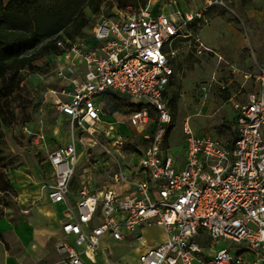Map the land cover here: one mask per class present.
<instances>
[{
	"label": "built area",
	"instance_id": "1",
	"mask_svg": "<svg viewBox=\"0 0 264 264\" xmlns=\"http://www.w3.org/2000/svg\"><path fill=\"white\" fill-rule=\"evenodd\" d=\"M116 7L99 14L85 43L58 39L70 58L69 75L63 69L59 78L69 82L50 89L49 100L74 132L94 134L110 123L103 95L143 105L130 118L142 127L154 121V127L141 153L139 176L116 173L114 184L99 190L91 180L72 186L79 164L76 141L48 153L45 166L53 181L47 197L64 204L56 242L61 262L95 264L109 238L134 236L141 241L140 264H251L244 251L256 252L264 264V63L245 74L253 88L236 104L231 137L199 133L187 122L184 154L174 155L167 144V124L173 122L168 88L175 73L174 44L190 35L185 27L204 12ZM198 51L213 49L200 42ZM153 226L166 237L146 244L139 231ZM222 240L242 245L236 252L228 245L216 248Z\"/></svg>",
	"mask_w": 264,
	"mask_h": 264
},
{
	"label": "rangeland",
	"instance_id": "2",
	"mask_svg": "<svg viewBox=\"0 0 264 264\" xmlns=\"http://www.w3.org/2000/svg\"><path fill=\"white\" fill-rule=\"evenodd\" d=\"M85 1L40 0V3L43 9L52 8V14L61 20L58 34L69 33L70 37L81 38L85 43L99 14L113 13L119 4L118 0H104L96 13L86 8L91 24L84 27L83 33H78L76 15ZM136 2L135 7L147 6L155 12H204L203 18L185 27L190 35L174 44L177 52L171 63L175 73L168 88L173 113V122L167 124L170 151L174 155L184 154L187 122L199 133L229 139L236 104L243 102L253 88L252 80L246 79L245 74L257 72L258 66L264 63V0H235L227 6L210 4L209 0ZM130 6H119V9ZM58 34L46 35L43 42ZM200 42L213 51L200 53ZM69 62L65 54L43 53L15 76V82L20 80V84L9 98L12 124L0 123V173H6L13 187L8 193L0 190V264H8L11 259L15 260L14 264H63L56 242L64 204L53 205L47 197L53 175L47 170L45 159L51 150L76 141L82 157L72 186L77 189L81 183L91 180L99 190L114 184L116 173L137 178L141 153L150 144L154 121L144 127L134 124L130 118L134 110L131 102L126 104L127 100L117 96H102L110 123L102 124L94 134L72 130L69 120L56 109L48 94L50 89H59L63 82H69L59 78L63 69L69 75L66 70ZM5 92L6 89L0 93ZM47 210L53 213L47 215ZM46 230L47 238L41 243L40 237H46ZM139 232L144 234L146 244L158 243L166 237L157 226ZM204 236L208 241L209 234L205 232ZM230 243L222 240L216 248L228 245L236 252L242 245ZM140 245L141 241L134 236L125 240L109 238L95 264H140ZM243 254L249 260L252 258L251 264H260L256 252Z\"/></svg>",
	"mask_w": 264,
	"mask_h": 264
},
{
	"label": "trees",
	"instance_id": "3",
	"mask_svg": "<svg viewBox=\"0 0 264 264\" xmlns=\"http://www.w3.org/2000/svg\"><path fill=\"white\" fill-rule=\"evenodd\" d=\"M104 0H86L76 15L78 33H83L85 26L91 24V19L85 13L86 8L99 12ZM120 7L131 4L137 6L136 0H118ZM52 8L43 9L40 0H0V80L4 87L0 89V123L12 124L10 116V95L20 84L15 82L19 70L31 66L37 56L43 53L63 54V49L57 44L59 38L70 37L61 30V20L52 14ZM57 24V25H56ZM58 35L43 42L46 35ZM40 44H42L40 46ZM40 46V47H39ZM9 104V105H6ZM134 110L143 107L141 104L131 105ZM10 108V109H9ZM11 182L6 179V173H0V190L6 193L12 189Z\"/></svg>",
	"mask_w": 264,
	"mask_h": 264
},
{
	"label": "crops",
	"instance_id": "4",
	"mask_svg": "<svg viewBox=\"0 0 264 264\" xmlns=\"http://www.w3.org/2000/svg\"><path fill=\"white\" fill-rule=\"evenodd\" d=\"M49 199V198H48ZM50 201V200H49ZM51 202V201H50ZM53 205L55 204V203H53V202H51ZM58 204H60V203H58ZM63 210V209H62ZM61 217H59V225H58V227H59V235L58 236H60L61 235V218H62V212H61ZM2 230V222L0 221V231ZM46 238H47V230H46V237H45V235H43V236H41L40 237V242L41 243H44V241L46 240ZM57 251V250H56ZM101 255V254H100ZM14 262H15V260L14 259H11V260H9L8 261V264H14Z\"/></svg>",
	"mask_w": 264,
	"mask_h": 264
},
{
	"label": "bare ground",
	"instance_id": "5",
	"mask_svg": "<svg viewBox=\"0 0 264 264\" xmlns=\"http://www.w3.org/2000/svg\"><path fill=\"white\" fill-rule=\"evenodd\" d=\"M81 157H82V153H78L77 160L80 161ZM46 213H47V215H49L50 213H53V211L52 210H47Z\"/></svg>",
	"mask_w": 264,
	"mask_h": 264
}]
</instances>
